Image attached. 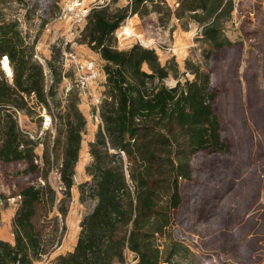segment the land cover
Instances as JSON below:
<instances>
[{
    "label": "trees",
    "instance_id": "16d2710c",
    "mask_svg": "<svg viewBox=\"0 0 264 264\" xmlns=\"http://www.w3.org/2000/svg\"><path fill=\"white\" fill-rule=\"evenodd\" d=\"M117 1L91 5L78 33L80 42L99 54L105 74L98 104L101 122L88 144L91 160L85 170L90 179L79 184L80 200L96 201L79 223L73 249L59 254L52 264H114L125 261L126 251L134 254L129 264L192 261L194 251L175 232L181 184L192 178L196 153L228 150L215 107L218 91L212 85L209 58L214 51L233 45L224 26L234 0H176L175 7L166 0H126L111 8ZM150 13H156L163 24L176 18L184 29L196 22L209 44L206 67L187 58L185 67L193 77L168 86L164 79L170 73L178 78L174 57L162 63L153 47L138 42L117 48L114 32L123 21ZM61 53V47H56L46 60L52 75L48 83L34 44L27 42L17 21L7 19L0 9V63L6 56L11 67V79L0 67V160L23 162L26 171L43 169V162L46 169L42 185L27 184L17 193L14 242L0 238V264H33L46 252L32 217L38 203L54 201L49 169L57 164L66 194L74 183L86 118L78 107L77 88L68 92L64 103L57 96L61 70L56 71V63ZM31 95L34 105L45 108L54 120V137L46 145L43 161H35V141L19 127L15 116V111L33 110Z\"/></svg>",
    "mask_w": 264,
    "mask_h": 264
},
{
    "label": "rangeland",
    "instance_id": "374dc122",
    "mask_svg": "<svg viewBox=\"0 0 264 264\" xmlns=\"http://www.w3.org/2000/svg\"><path fill=\"white\" fill-rule=\"evenodd\" d=\"M105 1L0 0L3 16L16 20L27 42L34 44L35 56L46 70L48 83L52 75L46 60L51 58L54 48L61 47L56 71L61 70L57 96L62 103L68 92L76 89L74 67L63 49L72 52L77 60H93L99 69L98 78L90 84L92 96L78 94V107L86 118V128L70 193L59 188L55 163L47 174L55 189L54 201L36 205L32 221L39 229L46 252L33 264H52L59 254L71 251L80 231L79 223L96 201L90 197L81 201L79 184L90 179L85 170L91 160L88 144L94 140L99 125V117L94 116V101L95 97L99 101L102 98L105 74L99 54L80 42L78 33L84 25L81 19L84 10ZM166 1L172 7L177 5L176 0ZM125 3L126 0H118L111 3V8ZM224 33L233 45L211 53L209 65L212 85L218 91L215 107L228 150L196 153L192 158V178L181 184L182 203L175 214V232L195 253L192 261L180 258L182 264H264V0H234ZM114 36L117 48L138 42L153 47L162 63L174 57L178 78L170 73L164 79L168 86L177 79L193 77L185 67L187 58L206 67L204 55L209 44L202 38L196 22L191 21L184 29L176 18L163 24L156 13L144 18L133 15L123 21ZM3 63L4 59L0 67L11 79V67L7 69ZM34 102L31 95L33 110L15 111V116L19 127L35 141L37 160L43 161L46 145L50 146L54 137V120ZM51 109L57 115V109ZM41 166L43 169L26 171L23 162L0 160V238L5 239L9 233L14 242L13 216L20 202L17 193L27 184L44 183L43 162ZM133 257V252L126 251L125 261L114 264H129Z\"/></svg>",
    "mask_w": 264,
    "mask_h": 264
},
{
    "label": "built area",
    "instance_id": "2783aa9c",
    "mask_svg": "<svg viewBox=\"0 0 264 264\" xmlns=\"http://www.w3.org/2000/svg\"><path fill=\"white\" fill-rule=\"evenodd\" d=\"M87 12H88V9L84 10V12L81 14V19H84ZM81 19L79 17L78 20H81ZM63 54L66 56L67 59L70 60L71 58V63H72V66L74 67V71L76 75L75 81H76V88L78 90V94L83 97L92 96L91 88H90L91 81L98 78L99 76V69L95 65L94 61L93 60H85V61L77 60V58L75 57V55H73L72 52H66L65 49H63ZM45 74H46V70H45ZM94 102L96 106L94 116L96 119H98L99 117V114H98L99 98L95 97ZM99 122H101L100 117H99ZM35 161H38V160L35 159ZM57 179L59 180L58 172H57ZM59 188H61V185Z\"/></svg>",
    "mask_w": 264,
    "mask_h": 264
},
{
    "label": "bare ground",
    "instance_id": "6f19581e",
    "mask_svg": "<svg viewBox=\"0 0 264 264\" xmlns=\"http://www.w3.org/2000/svg\"><path fill=\"white\" fill-rule=\"evenodd\" d=\"M132 22H133V21H132ZM128 23H130V25L132 24L130 20H129ZM3 65H4L7 69L10 68V65H9V63H8V60H7V57H6V56H4V63H3Z\"/></svg>",
    "mask_w": 264,
    "mask_h": 264
},
{
    "label": "crops",
    "instance_id": "0c3cea01",
    "mask_svg": "<svg viewBox=\"0 0 264 264\" xmlns=\"http://www.w3.org/2000/svg\"><path fill=\"white\" fill-rule=\"evenodd\" d=\"M13 234V233H12ZM7 237L4 240H8L10 242H12V237L9 235V233L6 235ZM3 239V238H2Z\"/></svg>",
    "mask_w": 264,
    "mask_h": 264
},
{
    "label": "water",
    "instance_id": "95a60500",
    "mask_svg": "<svg viewBox=\"0 0 264 264\" xmlns=\"http://www.w3.org/2000/svg\"><path fill=\"white\" fill-rule=\"evenodd\" d=\"M3 59H4V57H3ZM1 63H2V60H1Z\"/></svg>",
    "mask_w": 264,
    "mask_h": 264
}]
</instances>
